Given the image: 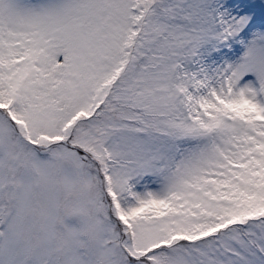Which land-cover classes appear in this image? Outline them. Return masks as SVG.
Listing matches in <instances>:
<instances>
[{"label": "snow or ice", "instance_id": "obj_1", "mask_svg": "<svg viewBox=\"0 0 264 264\" xmlns=\"http://www.w3.org/2000/svg\"><path fill=\"white\" fill-rule=\"evenodd\" d=\"M0 264H264V0H0Z\"/></svg>", "mask_w": 264, "mask_h": 264}]
</instances>
